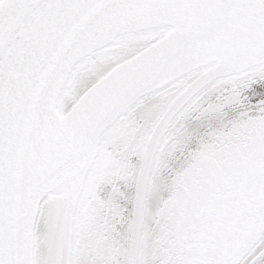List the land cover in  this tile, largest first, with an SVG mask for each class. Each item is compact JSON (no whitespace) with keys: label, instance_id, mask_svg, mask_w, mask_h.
Here are the masks:
<instances>
[{"label":"snow or ice","instance_id":"snow-or-ice-1","mask_svg":"<svg viewBox=\"0 0 264 264\" xmlns=\"http://www.w3.org/2000/svg\"><path fill=\"white\" fill-rule=\"evenodd\" d=\"M0 264H264V0H0Z\"/></svg>","mask_w":264,"mask_h":264}]
</instances>
